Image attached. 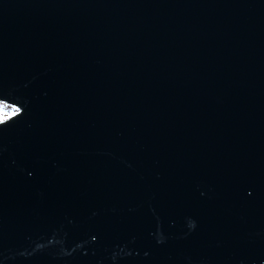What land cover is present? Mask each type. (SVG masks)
I'll list each match as a JSON object with an SVG mask.
<instances>
[{"label": "water", "instance_id": "water-1", "mask_svg": "<svg viewBox=\"0 0 264 264\" xmlns=\"http://www.w3.org/2000/svg\"><path fill=\"white\" fill-rule=\"evenodd\" d=\"M0 264H264V0H0Z\"/></svg>", "mask_w": 264, "mask_h": 264}, {"label": "trees", "instance_id": "trees-1", "mask_svg": "<svg viewBox=\"0 0 264 264\" xmlns=\"http://www.w3.org/2000/svg\"><path fill=\"white\" fill-rule=\"evenodd\" d=\"M3 112L2 114H0V116L5 117L9 115L10 112V108L9 107H4L0 105V113Z\"/></svg>", "mask_w": 264, "mask_h": 264}, {"label": "rangeland", "instance_id": "rangeland-1", "mask_svg": "<svg viewBox=\"0 0 264 264\" xmlns=\"http://www.w3.org/2000/svg\"><path fill=\"white\" fill-rule=\"evenodd\" d=\"M0 120H1V118H0Z\"/></svg>", "mask_w": 264, "mask_h": 264}]
</instances>
